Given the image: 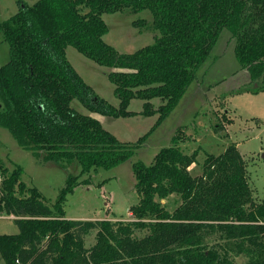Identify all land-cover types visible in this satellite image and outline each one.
I'll return each instance as SVG.
<instances>
[{
	"label": "trees",
	"instance_id": "trees-1",
	"mask_svg": "<svg viewBox=\"0 0 264 264\" xmlns=\"http://www.w3.org/2000/svg\"><path fill=\"white\" fill-rule=\"evenodd\" d=\"M149 11L154 42L120 53L104 37V13ZM224 29L235 39V55L250 83L230 94L264 92V0H38L0 23L10 61L0 67V125L19 146L68 172L54 204L22 181L20 165L10 170L0 155V210L14 215L19 232L0 235L3 264H264V201L255 202L246 163L236 145L209 155L203 174L190 168L197 152L184 153L177 136L151 165L133 164L139 202L132 219L70 220L65 203L79 184L100 170L128 161L177 107ZM72 46L113 69L109 80L120 101L115 107L88 85L67 58ZM143 110L129 111L132 100ZM159 99L155 108L152 101ZM158 115L135 143L119 141L100 120ZM78 173H72V170ZM175 196L179 206L166 204ZM96 242L85 247L86 236ZM145 236H140L142 232Z\"/></svg>",
	"mask_w": 264,
	"mask_h": 264
},
{
	"label": "rangeland",
	"instance_id": "rangeland-1",
	"mask_svg": "<svg viewBox=\"0 0 264 264\" xmlns=\"http://www.w3.org/2000/svg\"><path fill=\"white\" fill-rule=\"evenodd\" d=\"M38 0H0V23L15 15L24 5H33ZM108 26L104 40L120 53H134L150 45L158 34L152 28L149 11L140 13H104ZM67 58L94 91L107 102L119 107L120 101L114 93V85L108 74L113 71L87 58L76 48L69 46ZM10 61L9 45L0 33V67ZM248 72L241 69L235 55V39L224 29L209 58L197 72L196 80L170 116L165 119L140 145L128 161L110 170H100L91 176L89 184L81 183L69 193L65 203L66 215L73 220H123L132 219L130 208L136 205L140 196L135 189L133 164L142 162L151 165L157 153L173 144L174 137L181 139L184 153L197 152V161L190 168L191 175L203 174L209 155L220 156L230 145H236L246 163L248 182L255 202L264 201V92L231 95L237 88L250 83ZM157 108L161 101H152ZM79 112L91 115L102 123L119 141L135 143L155 125L158 115L132 117H108L89 112L78 101L72 104ZM144 101L132 100L129 111L140 113ZM4 110L0 98V113ZM0 155L4 165L12 170L15 165L24 169L22 181L27 187H36L49 204H54L65 187L68 172L52 162L35 157L31 149L18 145L10 131L0 125ZM76 174L77 171L72 170ZM1 197V194H0ZM166 204L174 211L180 204L172 196ZM14 215L8 216L0 210V235H14L19 232ZM147 232L139 235L145 236ZM96 242V232L86 236L85 247ZM237 264H247L248 258L239 255ZM0 264H3L0 254Z\"/></svg>",
	"mask_w": 264,
	"mask_h": 264
},
{
	"label": "crops",
	"instance_id": "crops-1",
	"mask_svg": "<svg viewBox=\"0 0 264 264\" xmlns=\"http://www.w3.org/2000/svg\"><path fill=\"white\" fill-rule=\"evenodd\" d=\"M66 217H67V219L73 220V219H71V217H69V216H67V215H66ZM113 220H116V219H113Z\"/></svg>",
	"mask_w": 264,
	"mask_h": 264
},
{
	"label": "built area",
	"instance_id": "built-area-1",
	"mask_svg": "<svg viewBox=\"0 0 264 264\" xmlns=\"http://www.w3.org/2000/svg\"><path fill=\"white\" fill-rule=\"evenodd\" d=\"M130 215H131V213H130ZM12 217H14V216H12Z\"/></svg>",
	"mask_w": 264,
	"mask_h": 264
}]
</instances>
